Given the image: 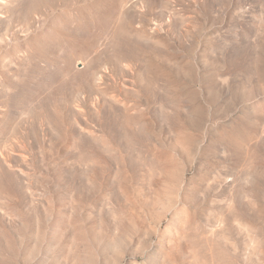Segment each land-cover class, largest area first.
I'll return each instance as SVG.
<instances>
[{
  "label": "rangeland",
  "instance_id": "obj_1",
  "mask_svg": "<svg viewBox=\"0 0 264 264\" xmlns=\"http://www.w3.org/2000/svg\"><path fill=\"white\" fill-rule=\"evenodd\" d=\"M0 264H264V0H0Z\"/></svg>",
  "mask_w": 264,
  "mask_h": 264
}]
</instances>
